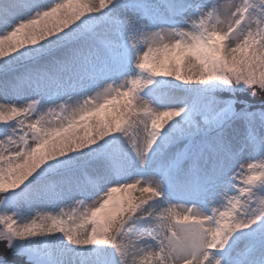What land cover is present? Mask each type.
Wrapping results in <instances>:
<instances>
[{"label":"snow or ice","instance_id":"obj_1","mask_svg":"<svg viewBox=\"0 0 264 264\" xmlns=\"http://www.w3.org/2000/svg\"><path fill=\"white\" fill-rule=\"evenodd\" d=\"M0 264H264V0H0Z\"/></svg>","mask_w":264,"mask_h":264},{"label":"rangeland","instance_id":"obj_2","mask_svg":"<svg viewBox=\"0 0 264 264\" xmlns=\"http://www.w3.org/2000/svg\"><path fill=\"white\" fill-rule=\"evenodd\" d=\"M41 3H49V4H54V3H62L63 0H40ZM123 102V99L122 98H117V101H116V108L118 109L119 108V105ZM115 115V111L113 109L112 106H109L108 109H106L104 112H101L99 114V118L100 119H106V118H110L111 116ZM91 119L95 120L97 119V117H92ZM76 131L79 133V134H83V129L78 127L76 129ZM139 187V185L137 186ZM132 194L134 196L136 195H139V193L136 191V190H132ZM118 196H124L125 194L124 193H117ZM65 211H69V209H65ZM77 223H79V221H77ZM85 227H87V225H85Z\"/></svg>","mask_w":264,"mask_h":264}]
</instances>
